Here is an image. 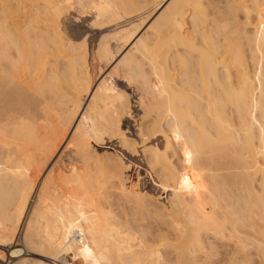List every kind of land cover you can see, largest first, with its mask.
Listing matches in <instances>:
<instances>
[{
    "label": "bare ground",
    "instance_id": "bare-ground-1",
    "mask_svg": "<svg viewBox=\"0 0 264 264\" xmlns=\"http://www.w3.org/2000/svg\"><path fill=\"white\" fill-rule=\"evenodd\" d=\"M85 9L94 29L150 12L99 37L96 81L63 25ZM24 219L38 264H264V0H0L8 264Z\"/></svg>",
    "mask_w": 264,
    "mask_h": 264
},
{
    "label": "rangeland",
    "instance_id": "rangeland-1",
    "mask_svg": "<svg viewBox=\"0 0 264 264\" xmlns=\"http://www.w3.org/2000/svg\"><path fill=\"white\" fill-rule=\"evenodd\" d=\"M78 12L79 11H77V10L68 11V13L65 16V19L63 21V25L65 27L67 35L70 38H73L78 42L82 41V39L85 38L83 40L86 41L85 43L87 45V47H86L87 57H88L87 60H88V64H89L90 75L92 76L91 77L92 80L95 79L94 81H96V77L98 74L97 73L98 60H97L95 51H96V47H97L96 45L98 43L97 41H98L99 37L104 35V34H107V33L111 34V32L113 30H115L117 27H119L120 25H125V24H130V23H140L142 20H145V18H148L149 14H150V12H149V13L143 14L144 16L140 15V16H137L136 18L134 17L132 19H126V20L124 19L123 21L119 22L118 24L112 25V26L104 28V29H94V28H91L90 27L91 25L89 24L90 19H91V17H90L91 13L89 12V10L85 9V10H82V12H79V13ZM138 21H140V22H138ZM142 32H143V30L141 31V33ZM111 44H115V43L113 41H111ZM129 47H127V49L124 51V53H126V51L129 49ZM124 53H122V54H124ZM111 67H109L107 69V71H110ZM113 82L115 84H118V86L124 88L130 94L131 118H137V115L140 113V110H139V106L136 104L137 103L136 92L134 91V89L132 87H129L128 85L123 84L118 79H114ZM89 99H90V97H89ZM132 104H133V106H132ZM122 126L125 130L127 129L126 130L127 133L130 131L128 134H135L136 133L135 128L133 126V122L130 119L128 120V118H127L126 121H123ZM118 151H119L118 155L123 160H126L127 158H129L128 154L125 153L124 151L119 150V149H118ZM128 172H129L128 175L131 178V180H135L136 178L139 179V181L141 182V183L139 182V187H143L147 190L148 189L153 190L156 194L161 193L160 190H156L152 186H150V182H151L150 177L151 176H150L146 166H143V169H140V168L133 165ZM159 202H161V204H162L165 201H164V199H162V200L159 199ZM31 205H32V203L30 204V206ZM29 211H30V209H29ZM25 221H26V219H24V222H23L22 226L19 228L16 236L12 240V243H8V245L1 246V247H5V250H4L5 253H3V256H4L3 258L8 257L9 251L11 249H17V250H19L17 260L20 259V262H21L20 264H38L37 262L44 259L40 255H38V252L43 253V251L38 250V249H33V248H30V247L25 245V243L23 241L24 240ZM217 254H215L216 256L214 255L213 257H220L219 254L218 255ZM64 257L65 256H61L59 259H57V261L55 263L64 264V262L66 260L70 261V259H67L66 257L65 258ZM215 259L216 258H214V260H211L210 263H208V264H224L223 262H218ZM5 263L8 264L6 261L0 260V264H5Z\"/></svg>",
    "mask_w": 264,
    "mask_h": 264
},
{
    "label": "built area",
    "instance_id": "built-area-1",
    "mask_svg": "<svg viewBox=\"0 0 264 264\" xmlns=\"http://www.w3.org/2000/svg\"><path fill=\"white\" fill-rule=\"evenodd\" d=\"M56 262V261H55Z\"/></svg>",
    "mask_w": 264,
    "mask_h": 264
}]
</instances>
